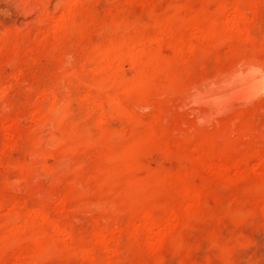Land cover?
<instances>
[{"label":"rangeland","instance_id":"1","mask_svg":"<svg viewBox=\"0 0 264 264\" xmlns=\"http://www.w3.org/2000/svg\"><path fill=\"white\" fill-rule=\"evenodd\" d=\"M249 62L264 0H0V264H264Z\"/></svg>","mask_w":264,"mask_h":264},{"label":"bare ground","instance_id":"2","mask_svg":"<svg viewBox=\"0 0 264 264\" xmlns=\"http://www.w3.org/2000/svg\"><path fill=\"white\" fill-rule=\"evenodd\" d=\"M253 7V6H252ZM251 8V7H250ZM36 9V8H35ZM226 9V8H225ZM252 9V8H251ZM31 11H32V9H30V8H27L26 9V12L27 13H31ZM33 11H35L34 9H33ZM48 12V11H47ZM237 12V11H236ZM43 14V13H42ZM237 14H239V13H236L235 15H233V16H229L228 17V19H227V21H226V25H227V27L229 28V30L230 31H233L234 30V28H236V26L238 25V22L240 21V20H238V16H237ZM46 15V14H45ZM42 17H43V15H42ZM45 17V16H44ZM47 17H49V16H47ZM44 19H46V17L44 18ZM44 19H43V21H44ZM48 19V18H47ZM244 18H242V20H243ZM244 21V20H243ZM46 22V21H45ZM47 22H49V20L47 21ZM51 23H52V21H51ZM54 24V26H53V28H57V27H60L61 25H62V23L60 22V21H56V22H53ZM56 30V29H55ZM196 32V31H195ZM194 32V33H195ZM196 34H197V37H198V39H205V38H207L208 36H205V35H203L202 33H200L199 31L198 32H196ZM195 35V34H194ZM192 38L194 39V38H196V37H193L192 36ZM197 39V38H196ZM202 39V40H203ZM195 40V39H194ZM251 63H253V62H251ZM261 63V62H260ZM249 64H250V62H249ZM248 63H247V66L249 65ZM258 65V62L256 63L255 62V65ZM255 65H253V66H255ZM257 65L255 66V67H253L251 64L248 66L249 68H251L252 69V67L254 68V69H256L257 68ZM262 64H260V65H258V67L259 66H261ZM262 66H264V65H262ZM262 66H261V68H262ZM263 69V68H262ZM252 71H253V69H252ZM257 71V70H256ZM255 71V72H256ZM261 71V70H260ZM260 73V72H259ZM258 75V74H257ZM256 75V76H257ZM260 75V74H259ZM237 80H238V78H237ZM233 81V80H232ZM235 81V80H234ZM9 130L8 128H4V130ZM14 131V130H13ZM9 133V132H8ZM9 135H10V133H9ZM191 135V134H190ZM10 138V137H9ZM191 138V137H190ZM211 158H212V156H210ZM220 166V165H219ZM217 168H214V171L215 172H217V173H224L225 172V170L224 169H222V167L220 166V167H218V166H216ZM231 172V171H230ZM230 172H228V173H226V174H229ZM167 174V173H166ZM56 230V229H55ZM146 230L147 231H151L152 230V227H150V226H147L146 227ZM162 228H158L157 229V234L159 235V234H161V232H162ZM59 231H60V229H59ZM64 232L62 231V233L61 234H63ZM60 234V233H59Z\"/></svg>","mask_w":264,"mask_h":264}]
</instances>
